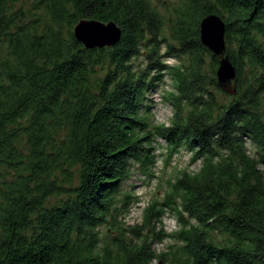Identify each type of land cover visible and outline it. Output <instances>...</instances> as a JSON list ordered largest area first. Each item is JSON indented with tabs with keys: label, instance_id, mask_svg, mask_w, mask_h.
I'll return each instance as SVG.
<instances>
[{
	"label": "trees",
	"instance_id": "1",
	"mask_svg": "<svg viewBox=\"0 0 264 264\" xmlns=\"http://www.w3.org/2000/svg\"><path fill=\"white\" fill-rule=\"evenodd\" d=\"M211 14L237 71L226 103L201 40ZM83 20L115 22L120 41L87 48ZM166 75L168 125L149 98ZM157 137L201 164L131 225L125 184L154 176ZM0 264H264V0H180L169 16L150 0H0Z\"/></svg>",
	"mask_w": 264,
	"mask_h": 264
},
{
	"label": "rangeland",
	"instance_id": "2",
	"mask_svg": "<svg viewBox=\"0 0 264 264\" xmlns=\"http://www.w3.org/2000/svg\"><path fill=\"white\" fill-rule=\"evenodd\" d=\"M152 4L159 9L163 14L169 16L170 11H173L179 5L180 0H150ZM168 29L169 25L165 26ZM168 30H165L167 33ZM162 60L168 65H175L179 63L176 58L165 54V44L161 43ZM147 60L144 56L135 59V67L142 68L143 65L147 64ZM172 89V80L169 75L165 76V80L157 90L149 94V98L152 101V113L154 121L161 124L168 125L173 117L174 109L173 106L166 101L165 96ZM236 93V92H235ZM235 93L222 91L218 94V101L226 103L231 100L230 95ZM156 148L157 165L153 169L154 176L148 178L141 175L139 172L135 174L125 184V190L131 192L137 197L130 205L124 220L126 223L131 225H137L142 223V216L144 209L152 201H160L164 196V192L168 189L169 182L174 181L177 176L180 175L182 170L196 171L200 167V162L192 161V153L185 149H181L177 152L170 153V148L166 141L162 138L157 137L154 140ZM249 152L255 156V147L248 144ZM164 229L171 233L179 228V224L174 212H167L163 217ZM176 242L175 238H167L163 243H157L155 246L158 251H167L168 246Z\"/></svg>",
	"mask_w": 264,
	"mask_h": 264
},
{
	"label": "water",
	"instance_id": "3",
	"mask_svg": "<svg viewBox=\"0 0 264 264\" xmlns=\"http://www.w3.org/2000/svg\"><path fill=\"white\" fill-rule=\"evenodd\" d=\"M226 24L215 14L208 15L201 22V40L220 58L217 69L219 86L227 92L237 91L234 80L237 76L235 66L226 55ZM121 29L115 22L104 23L96 20H83L75 26V36L87 48L114 46L120 41Z\"/></svg>",
	"mask_w": 264,
	"mask_h": 264
}]
</instances>
